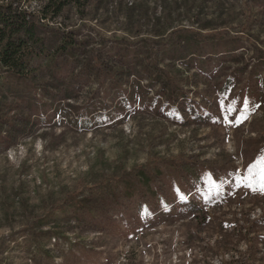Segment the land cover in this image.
Listing matches in <instances>:
<instances>
[{
  "label": "rangeland",
  "instance_id": "374dc122",
  "mask_svg": "<svg viewBox=\"0 0 264 264\" xmlns=\"http://www.w3.org/2000/svg\"><path fill=\"white\" fill-rule=\"evenodd\" d=\"M25 5L37 8L34 2ZM46 23L72 33L78 45L74 61L58 53L57 61L34 63L19 89L11 78L8 90L5 76L0 77V264H264V160L247 173L242 158L245 140L264 146V67L249 90L247 76H234L228 100L214 94V117L193 120L187 104L172 110L154 88L144 100L147 108L123 124L130 110L114 108L121 100L106 88L105 68L119 67L114 54L121 53L116 49L121 38L134 42L205 24L221 32L223 43L236 44L242 63H264V0H89ZM224 50L203 52L208 57L223 51L218 55L226 58L221 71L207 64L213 83L241 65L230 62ZM97 57L102 69L96 73ZM257 102L263 104L254 110ZM62 109L70 118L56 122ZM88 120L90 128L78 124ZM17 128L22 130L15 133ZM223 151L236 160L234 187L241 198L206 209L208 223L202 213L197 219L188 215L174 223L139 225L125 237L85 223L67 200L95 197L94 183L145 164L150 154H195L214 161ZM198 201L209 206L204 197ZM254 219L258 230L247 235L243 229ZM249 237L255 238L253 249Z\"/></svg>",
  "mask_w": 264,
  "mask_h": 264
},
{
  "label": "trees",
  "instance_id": "16d2710c",
  "mask_svg": "<svg viewBox=\"0 0 264 264\" xmlns=\"http://www.w3.org/2000/svg\"><path fill=\"white\" fill-rule=\"evenodd\" d=\"M88 1L0 0V77L5 76V86L8 90L11 91L13 87L11 78L17 82L14 89H19L17 85L20 81H29L27 75L35 69L34 63L44 60L57 61L53 56L58 53L74 61L78 41L72 33L50 27L46 22L61 17L66 8L80 9L86 6ZM33 2L37 4L36 9H29V6L25 5ZM220 34L221 32L205 24L200 29L177 27L170 28L168 32L158 31L153 37L139 38L134 42L127 38L119 39L121 43L116 49L121 53L114 54L119 67L112 68L107 65L105 68L108 70L106 76L109 84L106 88L112 87V90H116L117 99L121 100L114 108L130 110L120 124L132 114L147 108V101L144 100L149 98L154 88H158L156 96L163 97L172 110L182 109L184 104H187L193 120L196 121L214 117L215 111L218 110L214 101L218 96L224 100L229 99L227 93L235 89L234 76L238 79L247 76L245 84L249 90L251 80L262 76L264 63L260 61L250 66L242 63L244 56L235 53L238 49L236 44L230 46V41L223 43ZM232 40L236 41L234 38ZM221 46L231 55L230 62L241 65H236L223 81L213 83L214 76L208 72L207 64L211 61L218 66V71H221L226 58L218 55L223 51L209 52L208 57L203 52L208 48L216 49ZM99 60L97 57L94 63L96 73L102 69ZM214 94L218 96L214 98ZM70 98L67 96L65 99ZM180 100L184 101L179 104ZM262 104H253V109L256 110ZM62 112L64 109L58 113L59 116L54 117L56 122L60 118H70L69 113L62 115ZM168 118H171V115H168ZM68 120L73 123L76 121L73 118ZM216 120L218 123L219 118ZM78 122L81 128H90L92 124L89 120ZM20 130L22 129L17 128L15 133ZM244 142L247 147L242 158L244 168L249 173L257 161L264 160V146H252L253 139ZM238 172L239 168L233 155L224 151L217 153L214 161L200 159L199 155L195 154L180 153L167 157L150 154L145 164L137 165L128 171H113L105 177L106 181L94 183L91 188H94L95 197L79 198L70 195L67 200L82 214L85 223L97 224L104 233H120L126 237L139 225L174 223L188 215L197 219L202 213V218L208 223L210 213L206 209L215 210L217 206L240 197L238 188L234 187ZM199 197H204L209 206L204 207L203 203L198 201ZM256 223V219L248 221V227L243 229L247 235L255 229L258 230ZM33 228L36 226L30 227ZM247 242L249 248L253 249L255 238L249 237ZM76 245L77 243H73L71 246ZM87 252H90V249ZM89 254L82 252V255Z\"/></svg>",
  "mask_w": 264,
  "mask_h": 264
},
{
  "label": "snow or ice",
  "instance_id": "6c2138e0",
  "mask_svg": "<svg viewBox=\"0 0 264 264\" xmlns=\"http://www.w3.org/2000/svg\"><path fill=\"white\" fill-rule=\"evenodd\" d=\"M261 191H264V185L261 186Z\"/></svg>",
  "mask_w": 264,
  "mask_h": 264
}]
</instances>
